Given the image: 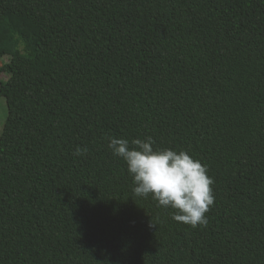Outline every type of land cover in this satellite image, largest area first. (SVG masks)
I'll use <instances>...</instances> for the list:
<instances>
[{
	"label": "trees",
	"instance_id": "16d2710c",
	"mask_svg": "<svg viewBox=\"0 0 264 264\" xmlns=\"http://www.w3.org/2000/svg\"><path fill=\"white\" fill-rule=\"evenodd\" d=\"M0 96V264H264V0H0ZM149 136L207 226L133 193L107 138Z\"/></svg>",
	"mask_w": 264,
	"mask_h": 264
},
{
	"label": "clouds",
	"instance_id": "9594fccd",
	"mask_svg": "<svg viewBox=\"0 0 264 264\" xmlns=\"http://www.w3.org/2000/svg\"><path fill=\"white\" fill-rule=\"evenodd\" d=\"M107 147L113 156L122 159L132 178L133 193L137 197L151 196L158 206L171 208V219L192 228L207 226L206 213L214 204V180L202 165L184 150L154 148L149 137H108ZM87 148L77 146L75 156Z\"/></svg>",
	"mask_w": 264,
	"mask_h": 264
},
{
	"label": "rangeland",
	"instance_id": "374dc122",
	"mask_svg": "<svg viewBox=\"0 0 264 264\" xmlns=\"http://www.w3.org/2000/svg\"><path fill=\"white\" fill-rule=\"evenodd\" d=\"M5 78V74L2 75L3 79ZM8 115V109H7V104H6V99L3 96H0V135L2 132L3 125L6 121Z\"/></svg>",
	"mask_w": 264,
	"mask_h": 264
}]
</instances>
